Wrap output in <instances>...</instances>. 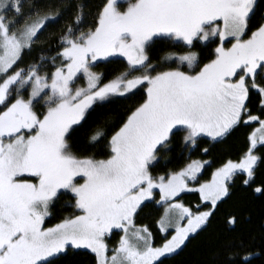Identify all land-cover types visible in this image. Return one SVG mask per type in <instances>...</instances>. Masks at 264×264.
Listing matches in <instances>:
<instances>
[{
  "label": "snow or ice",
  "instance_id": "obj_1",
  "mask_svg": "<svg viewBox=\"0 0 264 264\" xmlns=\"http://www.w3.org/2000/svg\"><path fill=\"white\" fill-rule=\"evenodd\" d=\"M218 218L197 264H264V0H0V264H174Z\"/></svg>",
  "mask_w": 264,
  "mask_h": 264
},
{
  "label": "trees",
  "instance_id": "obj_2",
  "mask_svg": "<svg viewBox=\"0 0 264 264\" xmlns=\"http://www.w3.org/2000/svg\"><path fill=\"white\" fill-rule=\"evenodd\" d=\"M87 2L90 5H96L100 2V0H87ZM126 2H124L125 4ZM163 54V53H161ZM113 68H120L119 65H112ZM96 71H106V69L101 66L100 68L96 69ZM245 131L246 130H240L236 132L226 144L221 145L217 153L215 155L223 158L224 156L228 154H236L240 152L245 147ZM84 132L81 131L77 134L76 139L79 140L83 137ZM208 159H211V157H207ZM183 160L179 156V146L176 147V156L172 160L170 164H168V168H179L182 166ZM211 169L208 170V174L210 175ZM207 178V176H205ZM237 200L238 202L239 198L241 197V193L237 192ZM184 202L186 204H189L190 206H195L196 203H198V197L196 194L187 193L184 194ZM64 202H62L63 205ZM256 215L254 219L256 222H259V204L256 203L254 205ZM71 211V209H66L64 207H60L58 209L57 215L55 218H49V220L46 222V225L52 226L55 225L60 221V218L64 215H68V213ZM141 222L149 224L153 228L154 236L156 238V243L159 244L162 242V234L159 233L154 226V218L153 219H144ZM223 228L222 221L218 218L215 222H213L209 228L208 231L203 233L197 240H194L188 248L185 250V252L177 258V261L174 262V264H197V260L201 257L202 250L213 240L218 232H220ZM119 239L118 235H113L110 238V246L114 245ZM79 254L75 255L72 258L71 264H93V256L88 250H78Z\"/></svg>",
  "mask_w": 264,
  "mask_h": 264
},
{
  "label": "rangeland",
  "instance_id": "obj_3",
  "mask_svg": "<svg viewBox=\"0 0 264 264\" xmlns=\"http://www.w3.org/2000/svg\"><path fill=\"white\" fill-rule=\"evenodd\" d=\"M123 2H126V0H123ZM125 6H126V3H125ZM46 226H48V225H46ZM52 226H54V225H52ZM52 226H48V227H52ZM113 246V245H112ZM111 247V246H110Z\"/></svg>",
  "mask_w": 264,
  "mask_h": 264
}]
</instances>
